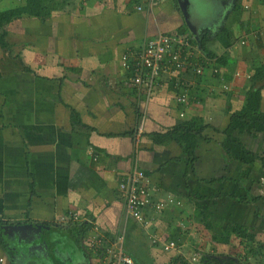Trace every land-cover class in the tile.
I'll use <instances>...</instances> for the list:
<instances>
[{
    "label": "crops",
    "instance_id": "1",
    "mask_svg": "<svg viewBox=\"0 0 264 264\" xmlns=\"http://www.w3.org/2000/svg\"><path fill=\"white\" fill-rule=\"evenodd\" d=\"M27 1L0 0V10ZM182 1L185 14L177 0H48L60 9L45 19L8 24L12 56L0 48V225L31 226L35 239L19 243L0 228L1 264H100V249L89 248L91 235L102 245L121 237L136 264H189L194 254L197 264H264V133L231 121L252 87L253 55L264 63V37L252 16L260 4L237 0L248 13L222 48L211 42L210 29L219 24L215 14ZM217 1L216 16L229 20L235 3L223 15L226 2ZM189 26L195 35L186 33ZM204 31L212 58L194 53L184 72L157 78L148 98L145 86H135L121 67L127 50L159 34L198 41ZM219 51L224 58L217 63ZM259 86L264 113V83ZM184 94L185 104L178 105ZM194 119L206 128L187 153L167 134ZM227 134L256 160L249 164L227 154ZM135 166L148 178L152 201L172 200L146 216L178 251L156 248L125 214L118 186ZM246 196L257 200L238 201ZM73 211L78 221L69 218ZM232 226L262 247L252 253L254 260L244 259L246 236L231 234Z\"/></svg>",
    "mask_w": 264,
    "mask_h": 264
},
{
    "label": "built area",
    "instance_id": "2",
    "mask_svg": "<svg viewBox=\"0 0 264 264\" xmlns=\"http://www.w3.org/2000/svg\"><path fill=\"white\" fill-rule=\"evenodd\" d=\"M140 9L138 6L137 10ZM193 47L189 38L184 35L176 32L159 34L143 42L138 49L131 52L127 50L121 56L120 64L122 69L129 72L130 79L135 86H145L148 98L157 78L163 74L182 73L187 69V66L192 65L189 58L195 53ZM193 66L195 69L194 74H200L202 69L196 64ZM240 70L241 68L237 67V76H239ZM180 83L182 82L176 80L175 86ZM176 102L178 105H184L186 102L185 94L177 97ZM182 116L183 113L180 112L179 117L181 118ZM147 183L146 174L135 166L127 178L119 184L118 190L124 204L125 214L138 224H141L149 243L159 247L166 253L178 251L175 241L153 231V225L146 216V210L151 209L154 212H160L172 200L168 198L166 201H152ZM69 218L72 221L80 219L79 214L75 211L69 214ZM101 243L100 238H96L93 235L90 236L89 248L100 249V264H136L133 258L123 251L121 237L110 245H102ZM248 257L245 260L251 261L254 260L255 255L249 254ZM199 261V255L194 254L189 260V264H197ZM2 262L3 259L0 258V264ZM246 263L249 264L250 262Z\"/></svg>",
    "mask_w": 264,
    "mask_h": 264
},
{
    "label": "trees",
    "instance_id": "3",
    "mask_svg": "<svg viewBox=\"0 0 264 264\" xmlns=\"http://www.w3.org/2000/svg\"><path fill=\"white\" fill-rule=\"evenodd\" d=\"M255 1V0H254ZM257 1V0H256ZM259 4L261 6H264V0H258ZM60 9V7L57 6V4L52 3L48 4V0H28L26 2V5L19 7V8H12L8 10H0V48L6 49L9 51V56H12L10 48L11 45L7 43L5 40L7 36V30L6 27L8 24H10L12 21L22 18V17H38L41 19H45L50 14ZM230 15H232V21L234 22V25H239V22L242 18V11H241V5L239 3H235L232 7V10L230 12ZM234 16V17H233ZM242 24V22H241ZM222 32H225V36L228 41L232 40V34L228 29L225 31L222 29ZM196 38L190 37L191 42L196 41V43L199 45L200 49L205 52L208 57L212 58V54L207 51L206 45L208 43L209 37L207 35V32L204 31L201 36H199L198 41L195 40ZM255 53V50L253 51ZM258 57L254 54L253 59L251 62L253 74L250 76L252 87L248 90L247 95L244 100V104L240 108V110L234 112L231 116V121L237 120L241 124L244 125L247 132H262L264 133V113H262L259 109V96H260V90L262 86H259L258 88L255 87V83L263 82L264 83V63L259 62L257 59ZM222 60L219 59L217 63H220ZM206 126L201 123L200 120H191V121H182L177 126L173 127L172 131L167 134V136L171 135L173 133L174 137L177 139V141L182 144L185 152H192L189 151V148L191 145H193V141L198 138L202 137L200 136L202 131L205 130ZM227 133V130L223 131ZM158 136V135H157ZM203 139V137H202ZM224 147L229 155H233L239 160H242V162L246 163H252L254 160H256V156L252 153H248L241 143L230 139V137L227 134V137L225 138ZM262 160V167L264 169V155L260 157ZM256 197L246 196L238 198V201L241 203L245 202H252L256 201ZM81 227L85 225V223L80 224ZM1 228V225H0ZM228 231L235 235V236H246L247 244H246V250L249 252V254L252 253H260V250L262 249L261 246L257 245V241H255V238L253 235L248 234L246 235L244 233V230L239 226H232L228 229ZM248 254V253H247ZM246 254V255H247ZM255 255V254H254ZM256 257V256H255ZM246 259V257L244 258ZM180 264H187L184 260L180 259ZM227 264H240L239 262H229ZM244 264V263H243Z\"/></svg>",
    "mask_w": 264,
    "mask_h": 264
},
{
    "label": "rangeland",
    "instance_id": "4",
    "mask_svg": "<svg viewBox=\"0 0 264 264\" xmlns=\"http://www.w3.org/2000/svg\"><path fill=\"white\" fill-rule=\"evenodd\" d=\"M192 1V7L194 10H199L200 13H203V10H205L207 13L210 12V14H215L214 17V21H218L219 24H217L216 26L213 27V29L211 30L210 29V35H211V42L213 41V39L217 40L219 46H221L223 48V46L221 44L226 43L228 42L225 38V32H222L221 30L223 29L224 31L226 29H228L229 31L232 29V30H235L237 31L238 30V27H234V22L232 21V17L229 18V20L226 19V16H225V19L223 20H220L216 14L218 13L219 9H221V5L219 6H216L215 4L216 3H219L217 0H191ZM226 2V5L224 6V11H223V15H226L228 13V11H230V8L231 6L237 2V0H224ZM239 2V1H238ZM228 4H231V5H228ZM241 5V4H240ZM223 9V8H222ZM232 9V8H231ZM241 11H242V15H245L247 14V10L244 9L243 6H241ZM247 12V13H246ZM219 14V13H218ZM252 16L256 19H259L257 22V24L259 25V27L261 26V31L260 33H262L263 37H264V7L263 6H258V8H255V10L253 11L252 13ZM257 16V17H256ZM234 17V16H233ZM243 17H247L246 16H243ZM242 21H243V18H241ZM213 21V22H214ZM243 23V22H242ZM251 27H256V23H253V25ZM187 30V29H186ZM189 30V29H188ZM219 32H221L220 34H218ZM187 34H189L190 32L186 31ZM198 33V32H197ZM199 34V33H198ZM223 34V36H222ZM225 39V40H224ZM224 40V41H223ZM232 42L229 44L231 45ZM194 52L197 54V56L201 57H206L207 55L205 53H203V51L200 49L199 45L198 46H195L194 45ZM199 49V50H197ZM213 51H216V48L215 46L213 47V49H211ZM198 51H199V54H198ZM223 57L222 55V52L219 51V52H216L215 55H214V61L216 60V62L221 59ZM224 58V57H223ZM228 59V58H227ZM28 64H29V61H28ZM32 65V64H31ZM31 65H29L31 67ZM156 248H159V247H156ZM160 249V248H159ZM161 250V249H160ZM165 255L169 254V253H164Z\"/></svg>",
    "mask_w": 264,
    "mask_h": 264
},
{
    "label": "water",
    "instance_id": "5",
    "mask_svg": "<svg viewBox=\"0 0 264 264\" xmlns=\"http://www.w3.org/2000/svg\"><path fill=\"white\" fill-rule=\"evenodd\" d=\"M180 10L185 14L184 10L186 7V3L183 2L182 0H177ZM190 33L195 35V32L193 28L189 26ZM2 230L4 231L5 234L12 236L13 239H16L19 243L21 241H24L26 243H30L31 241H34V236L31 233L32 232V227L28 225H2L1 226Z\"/></svg>",
    "mask_w": 264,
    "mask_h": 264
}]
</instances>
